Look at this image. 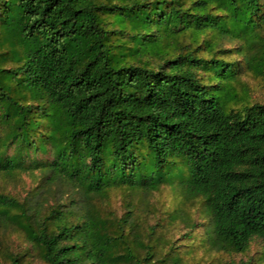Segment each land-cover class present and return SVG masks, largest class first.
I'll list each match as a JSON object with an SVG mask.
<instances>
[{
	"label": "trees",
	"instance_id": "16d2710c",
	"mask_svg": "<svg viewBox=\"0 0 264 264\" xmlns=\"http://www.w3.org/2000/svg\"><path fill=\"white\" fill-rule=\"evenodd\" d=\"M246 73L264 79V0H0V179H36L0 187V264L179 263L169 239L155 258L134 200L166 186L173 219L201 200L205 245L259 239L264 263V102ZM9 229L30 246L5 250Z\"/></svg>",
	"mask_w": 264,
	"mask_h": 264
},
{
	"label": "rangeland",
	"instance_id": "374dc122",
	"mask_svg": "<svg viewBox=\"0 0 264 264\" xmlns=\"http://www.w3.org/2000/svg\"><path fill=\"white\" fill-rule=\"evenodd\" d=\"M243 79L247 82L249 89L250 102H264V79L256 78L251 73L243 75ZM36 184V179L30 174H23L21 180H11L7 183L0 179V187L5 188L18 195H24L26 191ZM139 204L140 222L148 226L155 225V236L152 238L157 246L155 258L162 257L168 250L169 246L165 242L174 241L176 249L181 256V261L176 263L168 261L169 264H229L231 261L239 262L240 260H248L253 258L251 264H264L259 261V254L263 249L262 242L256 239L252 242L246 253L229 254L209 248L203 243L205 236L206 217L202 211L201 200L186 203L187 209L180 217L173 219L171 216L175 213L176 208L181 204L182 197L175 192L170 186L163 187L160 191L152 193L147 201L140 202V197L135 195L134 199ZM125 199L122 191H114L108 202V206L115 209L118 215L123 214L125 209ZM196 222L195 229L191 231L192 222ZM147 222V223H146ZM143 230L144 232L147 230ZM4 231V230H2ZM191 233V239L189 234ZM148 240V235H144ZM160 238V240H158ZM5 250L17 252L29 247V243L24 240L22 234L9 229L4 234ZM27 262V263H26ZM26 264H39V258L35 256H27Z\"/></svg>",
	"mask_w": 264,
	"mask_h": 264
}]
</instances>
